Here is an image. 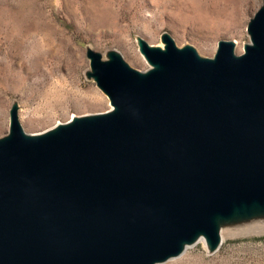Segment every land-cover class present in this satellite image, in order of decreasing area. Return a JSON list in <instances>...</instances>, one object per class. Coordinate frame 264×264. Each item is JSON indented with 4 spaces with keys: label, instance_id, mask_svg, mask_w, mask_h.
I'll use <instances>...</instances> for the list:
<instances>
[{
    "label": "water",
    "instance_id": "water-1",
    "mask_svg": "<svg viewBox=\"0 0 264 264\" xmlns=\"http://www.w3.org/2000/svg\"><path fill=\"white\" fill-rule=\"evenodd\" d=\"M236 56L168 37L143 75L89 54L114 111L0 141V264H154L215 217L264 205V0Z\"/></svg>",
    "mask_w": 264,
    "mask_h": 264
},
{
    "label": "rangeland",
    "instance_id": "rangeland-1",
    "mask_svg": "<svg viewBox=\"0 0 264 264\" xmlns=\"http://www.w3.org/2000/svg\"><path fill=\"white\" fill-rule=\"evenodd\" d=\"M262 3L0 0V141L9 136L12 112L26 136L71 116L104 113L109 99L97 85L89 54L110 62L115 52L141 75L149 66L140 45L161 48L165 37L200 59H212L222 41L236 43L233 53L241 55L251 43L248 26ZM221 235L216 252L208 254L199 243L164 264H264V232L233 220L221 227Z\"/></svg>",
    "mask_w": 264,
    "mask_h": 264
},
{
    "label": "bare ground",
    "instance_id": "bare-ground-1",
    "mask_svg": "<svg viewBox=\"0 0 264 264\" xmlns=\"http://www.w3.org/2000/svg\"><path fill=\"white\" fill-rule=\"evenodd\" d=\"M231 44H232V49L234 51V49L236 47V45H235L236 43H231ZM248 45L250 46L251 43H249ZM157 48H159V47H157ZM159 49L164 50L165 44H164V47H161ZM244 52H245V50H242V54H244ZM135 57H136V59H138L136 54H135ZM110 58H117L119 60H122V58L115 52L110 54ZM147 63H148L149 67L145 71V73H148V72L155 70L157 68L156 66L150 64L149 62H147ZM89 92L93 93V95H96V93L92 90H90ZM97 101H99V99ZM105 103L107 104V102H105ZM114 110H115L114 107L111 105L110 101L108 100V109L104 113H100V114H102V115L108 114V113L113 112ZM85 117L86 116H82V117L71 116L68 119V121L65 123H56L55 126H53L51 129H49L47 131L40 133V134L37 133L35 135H29L28 137L29 138H40V137L48 136L50 134L57 132L60 128L71 125L74 122H77V121L84 119ZM29 121L30 120H27V122H29ZM17 123L19 124L18 118H17ZM19 126H20V124H19ZM20 128H21V126H20ZM21 130H22V128H21ZM22 132H23V130H22ZM233 220L241 221L243 223V225H246V230L254 229V230H258L260 232H264V205L259 206V205L255 204V205H252L251 207L242 206L240 208H235L233 214L229 217H226V218L220 217V216L215 217L213 220V224L215 227V234H216L215 241L210 240L204 233H197L191 241H189V242L184 241L180 244V251L177 255L169 256L166 259L159 261V262H156L154 264H164L168 261L171 262L174 259H177L180 256H182L183 254H185L187 249H189V248H191V247H193L199 243H203V247L208 254L216 252L218 250L221 242H222L221 227L224 226L229 221H233Z\"/></svg>",
    "mask_w": 264,
    "mask_h": 264
}]
</instances>
